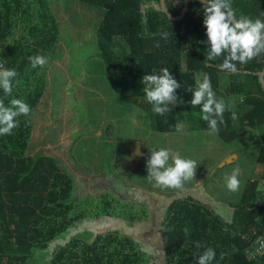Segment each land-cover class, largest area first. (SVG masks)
<instances>
[{
	"label": "trees",
	"instance_id": "trees-1",
	"mask_svg": "<svg viewBox=\"0 0 264 264\" xmlns=\"http://www.w3.org/2000/svg\"><path fill=\"white\" fill-rule=\"evenodd\" d=\"M49 1L0 0V42L18 23L22 35L17 45L26 50L15 61L14 50L19 47L12 46L1 59L6 64L4 69L17 71L13 81L17 86H21L23 74H34L40 68H32L28 57H45L59 39L60 31L50 15ZM78 1L102 15L96 48L105 65L106 81L117 94L109 106L105 102L106 109L123 110L126 106L132 112L139 110L150 115L158 132H174L180 126L209 132L207 122L201 119L200 106L190 105L192 93L186 91L207 73L217 98L226 105V124L215 135L233 142L248 129L257 132L256 163L262 166V172L245 184L239 203L224 204L227 219L196 195H172L168 196L159 218L152 217L155 210L149 211L158 223L154 231L159 242L153 248L144 249L136 241V235L96 234L59 245L46 264H196L195 255L207 247L216 253L211 264H264V252L254 254L259 239H264V54L247 63L236 62L235 73L219 69L223 57L207 60L210 45L201 43L207 41L201 0H187L185 10L186 0H163L165 8L161 0ZM231 5L237 18L243 14L264 20V0H231ZM161 31L171 33L167 40L161 38ZM161 68H168L180 83L176 95L182 99L168 105L170 111L164 116L152 112L141 83L145 74H159ZM41 96L40 90L31 95L21 89L16 98H25L33 109ZM0 99L7 106L12 97L0 89ZM233 112L238 116L235 122L231 119ZM17 120L19 126L11 135H0V264H26L36 252L48 250L80 219L72 214L77 185L63 161L44 147L36 153L25 152L30 126L27 116ZM50 137L48 143H54L56 136ZM81 159L88 162L86 157ZM81 159L78 160L81 164L75 168L72 165L74 171L87 168ZM106 194L100 196L102 206L117 208L116 214L130 213L127 218L130 227L133 222L141 223V218L149 217L145 210L138 209L140 215H136L131 205H121L114 199L105 201ZM185 227L190 229L187 236ZM195 241L204 247L197 249Z\"/></svg>",
	"mask_w": 264,
	"mask_h": 264
},
{
	"label": "rangeland",
	"instance_id": "rangeland-1",
	"mask_svg": "<svg viewBox=\"0 0 264 264\" xmlns=\"http://www.w3.org/2000/svg\"><path fill=\"white\" fill-rule=\"evenodd\" d=\"M49 5L60 30L52 55H57L58 59H52L50 66L54 67L47 69L46 82L43 79L42 82L48 92L45 95H54L56 101L50 107V100L44 95L41 103L44 106L47 102L44 107L47 112L43 113L45 118L39 125L41 116L36 115L38 118L33 128L36 141L28 145L27 153H36L44 147L46 152L63 161L74 185L77 181V187L81 188L87 176L88 189L93 186L97 189L103 178L96 182L89 179L93 176L92 172L84 174L83 169L73 170L81 164L78 160L86 157L87 163L81 159L84 166L90 169L95 165L97 171L111 179L106 185L114 188V192L106 194L105 201L130 202L131 208H134L132 212L142 209L149 217L141 218V223L133 222L130 227L131 224L127 223L130 213L116 214L117 208L102 206L100 195L92 197L93 203L83 199L79 201L78 195L72 214L80 216V219L52 242L48 250L36 252L26 264H46L59 245L62 247L72 239H85L96 234L136 235V241L144 249L153 248L159 241L154 231L158 223L152 217H160L168 196L172 195H196L227 219L228 210L224 204L239 203L245 184L261 175L262 166L256 163L258 133L248 129L233 142H225L208 131L187 126L163 133L154 129L150 115L139 110L132 112L126 106L123 110L106 109L104 101L109 106L116 100L117 94L106 81L105 65L96 48L102 15L78 0H50ZM43 126L47 127L42 132ZM106 128L111 131L112 140L100 135L101 131L100 134L97 132ZM50 135L56 136L54 143H48ZM44 136H47L46 144L39 141V137ZM160 147L179 151L183 157L196 161L198 166L194 179L186 182L183 190L156 187L154 182L146 179L149 148ZM68 159L73 162H68ZM92 162L94 165H91ZM125 166L131 168L120 169ZM236 167L242 170V174L239 190L232 192L226 188L224 177ZM73 199L75 201V192ZM150 210L156 211L152 217ZM136 215L140 214L137 212Z\"/></svg>",
	"mask_w": 264,
	"mask_h": 264
},
{
	"label": "clouds",
	"instance_id": "clouds-1",
	"mask_svg": "<svg viewBox=\"0 0 264 264\" xmlns=\"http://www.w3.org/2000/svg\"><path fill=\"white\" fill-rule=\"evenodd\" d=\"M203 5V25L206 28L207 43L210 45L207 52V60L212 61L223 57L218 67L221 71L235 73L236 62L247 63L255 57L264 54V20L252 19L245 15L237 18L231 5V0H201ZM162 39L167 40L171 33L161 31ZM32 68L43 67L47 64V58L43 55L28 57ZM18 76L15 69L0 70V89L6 96H10L13 90V81ZM141 83L144 85L143 93L147 102L152 106L153 113L164 116L170 111L168 105L176 104L182 99L176 95L180 83L172 76L168 68H161L159 74H145ZM192 93L190 105L195 108L200 106L201 119L207 122L209 134H218L220 126L225 125L224 112L226 105L223 99H218L211 84V78L207 73L197 79L195 87L186 89ZM30 106L22 99L13 98L9 105H5L0 99V135H11L12 130L19 126L17 120L20 116H28ZM231 119L235 122L238 116L232 113ZM150 156L146 162L147 177L149 182H154L156 187L164 189L183 190L185 183L194 179L197 163L195 160L185 158L179 151L160 147L149 148ZM242 170L234 168L230 174L224 177L226 188L235 192L239 190ZM185 235L190 229H183ZM197 249L203 248L200 241L194 242ZM216 256L212 247H207L202 253L195 255L196 264H211Z\"/></svg>",
	"mask_w": 264,
	"mask_h": 264
},
{
	"label": "crops",
	"instance_id": "crops-1",
	"mask_svg": "<svg viewBox=\"0 0 264 264\" xmlns=\"http://www.w3.org/2000/svg\"><path fill=\"white\" fill-rule=\"evenodd\" d=\"M49 11H50V15L52 16L51 14V10H50V6H49ZM53 17V16H52ZM54 18V17H53ZM56 21V19H55ZM56 24H57V21H56ZM15 26L13 27L11 33L9 34V36H7L6 38H4L1 42H0V59L3 60V55H5L6 53L8 54L10 51V48L12 46H18L17 43L19 41H21V35H22V32H21V27L19 26L18 23L14 24ZM58 26V24H57ZM60 31V30H59ZM59 40V39H58ZM57 40V41H58ZM56 41V43H57ZM56 43L54 44V46L52 47L51 46V49L50 50H47L48 52L46 53V58H47V64L43 67H40L38 69V71H36L34 74H31L29 75L28 73L26 74H23L24 76H22L19 81V83L21 84V86H17L15 83H13V90H12V93H11V97L12 99L13 98H16V95H17V92H19L21 94V89H25L26 90V93H30L31 95H34L36 91H39L42 93V96L40 97V99L38 100V102H36L34 104V108L31 109V112L30 114L27 116V122L29 123L28 125L30 126V130H29V134H28V139H27V149H28V145L30 143H35L36 141V137L33 138V133L35 132V130H33V128L35 127V119L38 118L36 117V115H39L41 116L40 117V120L38 122V125L41 121V119L45 118L43 113H46V109L44 107H46V104L47 102L44 104L41 103L42 102V99L44 98V95L45 93H48L47 91L44 90V85H43V82H42V79L46 82V79H47V75H46V71L47 69L51 68V67H54L53 65L50 66L51 62H52V59L53 58H56L58 59V56H52L53 55V52L55 50V46H56ZM19 47V46H18ZM26 50L22 49V48H16L15 47V50H14V56H13V59L15 61L19 60L20 57L22 56V54L25 52ZM59 52H60V47H59ZM56 53V51H55ZM6 62V61H5ZM6 66V64H5ZM4 66V68H5ZM3 68V69H4ZM1 69V70H3ZM35 91V92H34ZM34 93V94H33ZM47 96V95H45ZM50 96V95H49ZM54 96V95H53ZM50 100V107L53 106V101L55 99V97H46ZM22 100L26 101L25 98L22 97ZM104 101V100H103ZM32 102V101H30ZM105 103V101H104ZM42 107V108H41ZM142 117V116H140ZM47 126H43L41 128L42 132L43 130H45ZM100 131H101V134H100ZM98 134L100 135H103L104 137L108 138V140H112L113 137L111 136V131H109V129H104V130H98L97 131ZM35 134V133H34ZM45 134V133H44ZM46 138L47 136H44L43 138H40L39 137V141L41 143H45V142H48L49 140L51 139H48V141H46ZM27 149L25 150V152L27 151ZM91 165H94V162H92ZM131 167L130 166H125V167H120L121 170H124V169H130ZM90 172H92V175L93 176H90L89 179L91 180H94V181H98L102 180V182H99L100 184L98 185V188L96 189L95 186H93L90 189H88V186H89V180L86 178L87 176H85V183H83L82 187L79 188L77 187V196L79 195V201H81L82 199L86 202H92L93 203V200H92V197L96 196V195H102L103 193H113L114 192V188L110 187V186H107L106 183L111 180L110 178L106 177V174L105 175H102L99 170L97 171V169L95 168V165L93 168H86L84 169V174H89ZM128 175V174H127ZM87 179V181H86ZM76 185H77V181H76ZM87 187V188H86ZM111 189H113V191H110ZM99 192H102L99 194ZM97 196V197H98ZM77 200V199H76ZM121 205H130V202H123L121 203Z\"/></svg>",
	"mask_w": 264,
	"mask_h": 264
},
{
	"label": "built area",
	"instance_id": "built-area-1",
	"mask_svg": "<svg viewBox=\"0 0 264 264\" xmlns=\"http://www.w3.org/2000/svg\"><path fill=\"white\" fill-rule=\"evenodd\" d=\"M4 66L3 61L0 59V69H2ZM264 252V239L260 238L259 242L257 244V247L255 248L254 254L256 255H262Z\"/></svg>",
	"mask_w": 264,
	"mask_h": 264
},
{
	"label": "water",
	"instance_id": "water-1",
	"mask_svg": "<svg viewBox=\"0 0 264 264\" xmlns=\"http://www.w3.org/2000/svg\"><path fill=\"white\" fill-rule=\"evenodd\" d=\"M161 1H162V6L165 8L164 1H163V0H161ZM186 4H187V0H186V3H185V6H184L183 10H185V8H186ZM263 85H264V84H263Z\"/></svg>",
	"mask_w": 264,
	"mask_h": 264
}]
</instances>
